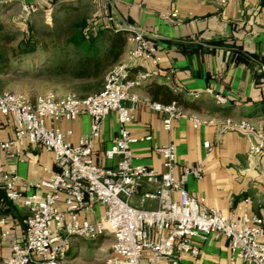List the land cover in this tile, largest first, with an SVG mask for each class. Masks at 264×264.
<instances>
[{"label":"crops","instance_id":"obj_1","mask_svg":"<svg viewBox=\"0 0 264 264\" xmlns=\"http://www.w3.org/2000/svg\"><path fill=\"white\" fill-rule=\"evenodd\" d=\"M110 1L129 25L149 33L146 39L157 48L159 57L130 63L132 73L140 69L158 72L134 90L139 102L130 124L131 132L137 138L151 136L133 144L134 161L163 173L164 159L156 148L174 143L176 177L185 166L202 165L204 170L201 179L190 177L187 181L190 194L205 197L207 206L226 215L249 199L251 214L264 216V155L251 156L252 139L226 128L228 118L246 119L264 134V0H228L225 4L221 0H0V30L12 27L23 31L20 39L26 35L24 21L27 18L21 10L24 3L37 6L33 17L43 12L47 18V12L61 10L65 4L68 8L62 9L61 16L83 12L94 24L93 32L109 26L119 28L122 25ZM175 10L176 17H167ZM134 37L135 33L129 35L121 61L129 60L136 46ZM160 87L194 104L187 108L181 104L185 116L174 119L170 130L164 127V115L150 107L154 101L163 103L155 100ZM91 122V116L84 114L77 120H61L59 126L65 132L71 131L66 138L77 144L89 132ZM119 128L117 112L112 111L104 120L96 141L93 157L98 164L117 165L118 157L108 159L105 151L111 147ZM11 140L15 142L9 151L0 148V172L14 169L18 175L17 188L29 193L33 184L53 176L54 154L28 139L22 143L16 140L14 128L0 113V142ZM205 142L210 143V148ZM148 187L145 184L134 196L135 205H141L140 194ZM46 191L40 190V195ZM60 205L63 207L64 201ZM144 206L155 208L157 202L147 200ZM104 213L103 204L88 202L81 217L95 221ZM28 215L27 208L11 201L8 212L0 214L11 227V236L7 237L1 236V230L7 227L0 228L2 264L11 254L13 238L23 240L24 220ZM195 241L200 253L197 256L183 254L180 264H232V252L224 235L211 234L207 238L197 237ZM114 259L111 235L95 240L75 236L70 241L66 264H113ZM235 264L249 263L236 259Z\"/></svg>","mask_w":264,"mask_h":264},{"label":"built area","instance_id":"obj_2","mask_svg":"<svg viewBox=\"0 0 264 264\" xmlns=\"http://www.w3.org/2000/svg\"><path fill=\"white\" fill-rule=\"evenodd\" d=\"M228 0H221L225 4ZM21 10L29 18L38 9L24 3ZM177 10L167 14L176 17ZM51 12H47L50 20ZM136 46L128 61H120L105 76L101 91L87 96L69 92L62 97L53 93L39 94L34 100L23 93L0 88V113L5 117L21 143H31L53 152L56 171L25 193L17 188L14 169L0 172V185L6 198L29 210L24 220L23 240L13 238L11 254L3 264H66L72 237L95 240L103 235L113 238V264H180L183 254L197 256V237L224 235L232 252V264L241 259L249 264H264V216L250 212V200L245 199L235 211L226 215L206 205L203 196L190 194L186 187L190 177H203L202 165L185 166L179 177L174 170L177 150L174 143L158 146L165 171L136 163L133 144L146 139L135 137L130 129L134 110L139 102L134 90L154 78L158 72L140 69L130 71L133 60L157 57V48L145 36L135 34ZM132 104L128 105L127 102ZM150 107L164 115V127L172 128L173 120L184 117L179 103L151 102ZM117 112L119 133L105 151L108 159L118 157L116 166L98 164L93 157L102 124L112 112ZM88 114L91 127L77 144L69 142L59 126L61 120L73 121ZM213 122V120L211 121ZM198 121L195 119V124ZM226 128L234 129L252 139L250 155H264V134L246 119H226ZM14 140L0 142V148L10 150ZM207 148L210 143L205 142ZM140 194V206L129 202ZM47 189L43 196L40 190ZM147 200L157 202L155 208L144 206ZM64 201L61 207L60 202ZM88 202L105 206L104 215L95 221L81 217ZM1 236H11L6 217H0Z\"/></svg>","mask_w":264,"mask_h":264},{"label":"trees","instance_id":"obj_3","mask_svg":"<svg viewBox=\"0 0 264 264\" xmlns=\"http://www.w3.org/2000/svg\"><path fill=\"white\" fill-rule=\"evenodd\" d=\"M67 8L64 4L60 11ZM26 26V35L15 46H8L15 38L2 34L6 40L0 44V73L7 74L6 67H10L12 60L32 57L33 72L25 75L67 82L80 96L102 90L107 72L121 61L128 37L133 34L122 26L103 27L93 32L95 26L83 12L68 13L63 20L55 18L52 25L27 22ZM39 55L38 65L34 57ZM1 86L0 82L2 89ZM162 88L155 94V100L166 104L176 101L185 108L194 105L181 95ZM3 189L0 187V214L8 212L10 202Z\"/></svg>","mask_w":264,"mask_h":264},{"label":"rangeland","instance_id":"obj_4","mask_svg":"<svg viewBox=\"0 0 264 264\" xmlns=\"http://www.w3.org/2000/svg\"><path fill=\"white\" fill-rule=\"evenodd\" d=\"M65 16H61L60 10H53L51 12V18L48 20L45 16H43V12L41 14H38L37 17L30 16L27 18L24 22L25 23H34L39 26L43 25H52L54 23L55 18H58L60 20H63ZM26 26V24H25ZM26 33H27V26H26ZM0 44H3L5 42V37L12 36L15 38V40L11 41V43L8 46H15L19 39L21 38L23 31L21 29L16 28H9L6 30L1 31L0 30ZM3 34V35H2ZM41 56H35L34 61L36 64L39 65L41 60H39ZM33 58L32 57H25L20 61L12 60L10 62V67H6L7 74L0 73V82L2 83V89L16 91L19 93H23L31 98L36 97L39 94H45V93H53L58 97L64 96V93L69 92H75L79 94L77 91L72 89L71 86L67 84V82L60 81V80H49L46 78L42 79H34L30 77L29 75H25L26 72H33ZM65 94V95H66ZM134 196L130 198L129 202L133 205H135V202H133ZM0 264L1 259H0Z\"/></svg>","mask_w":264,"mask_h":264},{"label":"water","instance_id":"obj_5","mask_svg":"<svg viewBox=\"0 0 264 264\" xmlns=\"http://www.w3.org/2000/svg\"><path fill=\"white\" fill-rule=\"evenodd\" d=\"M112 9L114 11V13L116 14L119 22L121 23L122 27L127 30L130 31L132 33L135 34H141L143 36H148L149 33L142 31L141 29L137 28V27H133L131 25L128 24V22L126 21L125 17L122 15V13L117 9V7L110 1Z\"/></svg>","mask_w":264,"mask_h":264}]
</instances>
